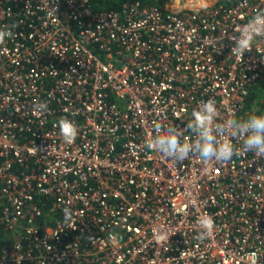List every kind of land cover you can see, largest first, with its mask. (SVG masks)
<instances>
[{"label":"built area","instance_id":"built-area-1","mask_svg":"<svg viewBox=\"0 0 264 264\" xmlns=\"http://www.w3.org/2000/svg\"><path fill=\"white\" fill-rule=\"evenodd\" d=\"M261 10L0 0L14 33L0 45V264H264V157L206 165L145 147L154 122L183 127L208 99L221 120L250 113L264 38L244 57L230 38ZM200 217L214 221L203 240Z\"/></svg>","mask_w":264,"mask_h":264},{"label":"clouds","instance_id":"clouds-1","mask_svg":"<svg viewBox=\"0 0 264 264\" xmlns=\"http://www.w3.org/2000/svg\"><path fill=\"white\" fill-rule=\"evenodd\" d=\"M206 8V5L203 6ZM231 55L244 57L251 52L258 37L264 38V10L256 12L246 24L234 30ZM14 36L10 28H0V45ZM259 52V49L256 48ZM260 53V52H259ZM264 56V54H261ZM36 111H47V102L34 105ZM60 135L66 143H72L78 135V127L72 120L62 117L58 121ZM194 134V139H187L186 133ZM240 145V146H238ZM145 147L165 158L182 162L191 156L198 157L206 165L212 163L227 164L243 151L264 157V114L251 111L246 117L230 116L221 120L216 101H202L191 113V120L186 125H165L154 122L152 134L146 138ZM65 220L70 221V209L64 210ZM202 230L199 239L211 235L214 221L211 217L198 218Z\"/></svg>","mask_w":264,"mask_h":264},{"label":"trees","instance_id":"trees-1","mask_svg":"<svg viewBox=\"0 0 264 264\" xmlns=\"http://www.w3.org/2000/svg\"><path fill=\"white\" fill-rule=\"evenodd\" d=\"M134 0H93V6L97 10H112L118 9L125 2H132ZM144 4H158L156 0H140ZM264 108V76L262 79L257 81V83L251 89L245 109L250 110L249 112L255 110L256 112Z\"/></svg>","mask_w":264,"mask_h":264},{"label":"rangeland","instance_id":"rangeland-1","mask_svg":"<svg viewBox=\"0 0 264 264\" xmlns=\"http://www.w3.org/2000/svg\"><path fill=\"white\" fill-rule=\"evenodd\" d=\"M158 1V5L164 8H170L173 10H180L182 8H200L206 5V7L212 6L213 4L216 3H230L233 2L234 0H181V1H173V0H156ZM247 110V109H246ZM264 110L261 109L260 111ZM250 111V110H249Z\"/></svg>","mask_w":264,"mask_h":264},{"label":"bare ground","instance_id":"bare-ground-1","mask_svg":"<svg viewBox=\"0 0 264 264\" xmlns=\"http://www.w3.org/2000/svg\"><path fill=\"white\" fill-rule=\"evenodd\" d=\"M173 1H181V0H173ZM195 1V0H194ZM199 1H202V0H199Z\"/></svg>","mask_w":264,"mask_h":264}]
</instances>
